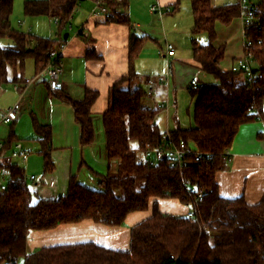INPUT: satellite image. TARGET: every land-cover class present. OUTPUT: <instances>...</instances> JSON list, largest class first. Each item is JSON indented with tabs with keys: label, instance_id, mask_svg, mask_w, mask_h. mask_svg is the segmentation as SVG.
I'll return each mask as SVG.
<instances>
[{
	"label": "trees",
	"instance_id": "16d2710c",
	"mask_svg": "<svg viewBox=\"0 0 264 264\" xmlns=\"http://www.w3.org/2000/svg\"><path fill=\"white\" fill-rule=\"evenodd\" d=\"M80 1L27 0L25 13L58 18L62 33ZM106 4L114 11L108 23L131 28L129 16L120 11L126 9L127 0H107ZM13 11L14 0H0V85L18 84L23 90L28 60H34L36 75L43 72L63 38L54 41L14 30ZM192 13L193 33H207L210 39L207 45L194 44L193 60L215 79L190 90L196 97L195 126L170 132L171 142L164 139L166 133L156 124L162 109L146 107L144 101L150 95L134 86L138 79L135 63L148 38L132 31L129 72L111 88L109 107L103 114L108 159L117 165L116 171L110 169L102 177L99 190L72 177L64 196L44 200L26 182L22 166L11 160L0 163L11 172L7 189L0 194V264H264V197L255 205L244 197L226 198L220 195L217 182L240 128L264 120V0L250 2L246 10L240 3L218 7L212 0H192ZM243 15L252 16L245 28V37L252 43L253 70H257L252 78L244 72L223 70L226 46L215 45L217 24L228 26ZM4 38L13 44L2 46ZM88 57L98 58L94 51ZM52 92L72 104L81 127V144L92 145L96 137L92 108L100 92L87 88L79 101L62 89ZM34 127L43 146L44 173L49 174L55 169L51 127L36 120ZM14 142L12 134L5 151ZM175 147L190 151L185 165L169 160L154 163L156 150ZM192 189L196 191L191 193ZM162 201L191 206L194 216L162 212ZM147 212L151 215L131 229L127 251L81 243L28 252L33 232L84 221L119 228L131 214Z\"/></svg>",
	"mask_w": 264,
	"mask_h": 264
},
{
	"label": "crops",
	"instance_id": "0c3cea01",
	"mask_svg": "<svg viewBox=\"0 0 264 264\" xmlns=\"http://www.w3.org/2000/svg\"><path fill=\"white\" fill-rule=\"evenodd\" d=\"M138 1L141 2V0H127L126 9L120 10L129 16L132 22L131 28L107 22L114 13L108 4H105L108 13L93 15L98 0H81L67 29L61 33L55 22L57 29L50 36L51 40L58 41L60 36L64 40L65 35H69V47L61 58L64 84L62 91L77 101L85 97L87 88L100 92V97L92 108L96 133L92 145L81 144V127L76 122L74 107L71 103L53 95L54 92L49 88L46 77L28 84L37 76L35 63L26 64V83L23 90H20L18 84L0 85V142H6L13 134L14 144L23 143L30 153L28 160L13 162L24 168L28 184L36 182L33 191L44 200H57L64 196L72 177H76L79 183L87 188L99 190L102 177L106 176L110 169L114 172L117 169V165L110 164L108 159L103 125V114L109 107L111 88L129 72V43L132 31L139 37L156 41L162 38L160 30L155 28L149 30L143 28L139 21H133L134 8L138 6ZM190 1L192 5V0ZM180 2L181 0H162V5L167 9ZM150 3L152 2L147 0L146 10L150 11ZM244 22L245 18L242 16L228 26L218 24L217 30L225 35L226 39L219 40L218 37L215 45L220 47L226 43L225 45L228 46V41L232 43L234 40L237 43L242 40L244 44ZM81 26H84V30L90 34L89 38L76 36L75 29ZM90 51H94L98 58L88 57ZM176 57L177 52L171 58L164 57L167 61L165 74L161 72L162 70L157 71L156 59L146 54L144 48L135 63L138 79L134 86L142 87L147 91L148 81L156 82L154 92L148 100V103L153 105L151 108H160L162 103L169 104L168 109H162L160 113L166 114L167 117L165 133L175 132L181 128L177 118L178 94H183L181 89L192 88V81H197L195 78L197 74L210 76L195 64L193 58ZM231 57L226 49L223 70L228 71L236 64V59L232 57V60ZM142 59L144 63L139 67ZM197 83L199 84L198 81ZM7 97L10 99L8 102L5 100ZM21 100L24 113L19 114L12 125H5L2 122L3 116L9 108ZM34 120L42 126L51 127L52 159L55 169L49 174L44 173V158L41 154L43 146L36 139ZM157 120L156 124L160 128ZM32 149L37 151L36 155H32ZM228 155L226 168L217 175L220 195L226 198L244 197L248 204H258L264 197V120L243 125ZM2 159L11 160L9 150L2 153ZM31 177L35 179L31 180ZM162 202H160V210L163 205L167 207V210H161L162 212L174 215H186L189 212V209L176 202ZM184 212L186 213L183 214ZM145 214H131L119 228H109L92 221H84L79 224L62 225L47 232H33L28 239V252H34L45 246L81 243H95L106 248L127 251L130 248L131 229L146 219Z\"/></svg>",
	"mask_w": 264,
	"mask_h": 264
},
{
	"label": "rangeland",
	"instance_id": "374dc122",
	"mask_svg": "<svg viewBox=\"0 0 264 264\" xmlns=\"http://www.w3.org/2000/svg\"><path fill=\"white\" fill-rule=\"evenodd\" d=\"M26 1L27 0H14V11L11 16L12 28L19 32L31 34L33 36H37L40 38L50 39L52 32H54L55 29H57L55 20L53 19L54 21H52L50 17L34 18L27 16L25 13ZM212 1L213 4L218 7L239 3L237 0H212ZM146 2L147 0H141V2L138 1V6L134 8L135 18L133 17V21L134 20L139 21L143 28L145 27L149 30L155 28L156 30H160L159 33H161L160 35L162 36V38L160 37V40L158 41H156L155 39L152 40L148 38V41L145 43L146 45L144 46L145 53L150 54L156 59V66L158 68L157 71L162 70L161 72L163 74H165V72L167 73V69H166L167 67H165V62L167 61L163 56L159 55V52H163V53L166 52V45H167L166 42L175 47V52H177L176 58H180V56L185 58L186 57L193 58V49L195 43L199 46L207 45L209 43L210 39L207 33H199V34L193 33L194 17L192 13V5L190 0H181L177 8L175 6H169L167 9H164L165 11L162 17L160 15H154L151 13V11L146 10L145 9ZM149 2H152L149 4L150 7V5L151 6L153 5V1L149 0ZM249 2L256 3L257 0H249ZM247 17L248 15H243V18L246 19ZM20 22H24L26 25H21ZM78 30L79 28L75 29L74 31L75 34L78 33ZM216 32H217V38L219 37V40L226 39V36L223 35L219 30H217V27H216ZM12 44L13 41L10 38H4L1 40V45L4 47ZM226 49L232 55V57L236 59V64L238 65V59L244 56V44L242 40L240 43H237L236 40H234L232 43L231 41H228V46H226ZM231 59L229 58V60ZM29 63H34V62L33 60H28L27 64L30 65ZM142 63H144V59H142L139 62V67L141 66ZM202 75L204 74H197L195 76L199 84H211L215 82V79L212 76L204 75L203 77ZM142 78H146V77L142 76ZM189 88H185L184 90L181 89L183 94L181 93L178 94L177 118L181 123L182 129H190L195 126L194 110H195L196 97H194L190 91L192 88L190 90ZM5 100L6 102L10 101L8 97ZM148 100L149 97L144 101V105L149 108L153 107V105H150V103H148ZM24 111L25 110L20 111L19 114L24 113ZM157 119H158L157 121H159L158 123L160 125L161 131L165 132L167 129L166 114L164 113L160 114V116ZM29 147L31 148L30 145ZM31 152L32 155L37 154V151H35L34 149H32ZM9 181L10 179L7 178V181H5L4 184L9 183ZM35 185L36 182L34 183L29 182V186L31 187V189H33ZM1 192L2 191L0 189V194ZM162 203H167V201H164ZM186 208L191 210V206H186ZM161 210L162 211L167 210V207L163 205L161 206ZM185 213L186 212H184L183 214ZM150 215L151 212H147L144 218H147Z\"/></svg>",
	"mask_w": 264,
	"mask_h": 264
},
{
	"label": "built area",
	"instance_id": "2783aa9c",
	"mask_svg": "<svg viewBox=\"0 0 264 264\" xmlns=\"http://www.w3.org/2000/svg\"><path fill=\"white\" fill-rule=\"evenodd\" d=\"M107 0H98L96 9L93 13V15H98L100 13H108V8L105 6ZM153 5L151 6V13L154 15H160L161 17L164 15V6L162 5V0H152ZM241 7L246 10L249 5V0H237ZM246 12V11H245ZM252 20V16L248 15V17L245 19V28L248 26L249 22ZM56 24L59 23V19H55ZM21 25H24V22L21 23ZM70 28H72L70 26ZM76 36H84L85 38H89L90 34L84 30V26L79 27L78 33H76ZM166 52H159L160 56L164 57H173L175 55V47L170 45L169 43H166ZM252 46V43L246 39L245 37V31H244V56L238 60V65L235 64L232 67V70L234 72H244V74L250 78L253 77V53L250 51V48ZM69 47V41L63 40L59 43L56 50L52 53L51 60L47 66V68L39 73L32 81H29L28 84H31L39 79L47 78V84L49 88L52 91H55L57 89H62L64 84L62 82V73L63 68L61 66V58L66 52V50ZM156 82L154 80L148 81V89L147 92L149 95L153 94L154 87ZM193 86H197V81H192ZM22 99V98H21ZM169 107L168 103H162L160 105L161 109L167 110ZM23 108V102L22 100L15 104L13 107L9 108L3 117L2 122L6 125H11L14 121H16L19 117V113ZM164 139L171 142V136L169 133H166L164 135ZM10 151V159L11 161H24L26 162L29 158V151L26 150L22 142H16L13 144V146L8 149ZM5 152V142H0V163L3 165L4 159H2V153ZM7 151V150H6ZM190 151L180 149L178 147H175L174 149H160L155 151L154 156V163H158L163 160H169L171 164L173 165H179L182 167L185 165V157L188 155ZM7 178H11V172L9 169H7L5 166L0 165V189L1 191H5L7 189V184H4L5 181H7ZM35 177H31V180H34ZM189 190V189H188ZM190 191V190H189ZM196 190L192 189L191 193H194ZM201 197V194L199 195ZM188 217H193L194 212L193 209L189 210L187 213Z\"/></svg>",
	"mask_w": 264,
	"mask_h": 264
},
{
	"label": "water",
	"instance_id": "95a60500",
	"mask_svg": "<svg viewBox=\"0 0 264 264\" xmlns=\"http://www.w3.org/2000/svg\"><path fill=\"white\" fill-rule=\"evenodd\" d=\"M68 39H69V35L67 34V35H65L64 40H68ZM256 73H257V70L254 69L253 74H256Z\"/></svg>",
	"mask_w": 264,
	"mask_h": 264
}]
</instances>
